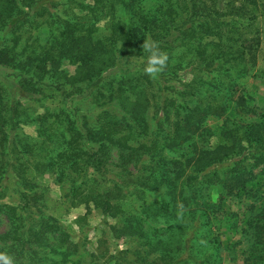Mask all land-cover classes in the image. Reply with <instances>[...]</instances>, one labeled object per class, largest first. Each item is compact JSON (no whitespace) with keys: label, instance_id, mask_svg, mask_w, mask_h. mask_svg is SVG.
Masks as SVG:
<instances>
[{"label":"trees","instance_id":"obj_1","mask_svg":"<svg viewBox=\"0 0 264 264\" xmlns=\"http://www.w3.org/2000/svg\"><path fill=\"white\" fill-rule=\"evenodd\" d=\"M71 1L75 2L79 13L59 19L56 27L58 32L52 45L36 54L28 52L23 59H18L11 52L20 38L17 32L22 23L29 16L41 18L49 15L61 0H0V28L11 35V44L0 47V67L7 68L5 74L0 73V196L5 191L2 187H7L8 183L16 185L18 182L20 188H23L21 183L29 162L23 155L29 151L28 139H25L29 135L26 136L22 131L29 120L22 116L18 97L25 92L39 93V85H42L44 78H53L61 73L58 69L63 59L76 63V72L71 80L84 81V88L88 92L101 88L102 79L105 78L102 72L110 68L120 72L121 77L116 87L109 89L108 98L123 95L126 102L121 100L120 104L125 108L126 116L117 118L100 113L93 126H89L86 121L78 124L68 120L64 128L67 133L64 146L57 154L58 162L61 165L68 164L70 170L82 177L87 166L93 165L98 169L102 161L99 151L91 152L89 141L97 142L100 149L115 145L127 150L124 155L130 158L133 156L139 161L135 172L122 170L119 173L128 178L130 188L140 194L157 191L160 195L157 194L150 204L142 202L143 208L130 217H127L128 213L120 204L121 186L118 183H115L113 191L106 187L95 194H84L80 186H77L72 197L78 198L80 191V200L85 204L91 202L103 216L126 218L121 229L136 235L142 248L137 251V261H125L124 264H218L217 260L210 263L197 261L199 254L205 251L206 243L202 242V235L197 233L193 225L194 211L191 205L208 186L220 185L227 194L244 189L252 175L245 163L248 158L246 152L250 148H253L250 157L254 160L251 166H260V171L264 172V114L235 130L228 129V139L211 151H201L192 144L191 151L181 153L179 158H167L164 150H174L189 142L208 116H224L231 101L240 107L242 98L235 99L232 90L234 82L226 81L228 95L222 97L224 95L219 91L215 92L213 88L205 87L200 91L202 85L194 87L196 82L192 79L183 84L186 91L182 93L180 101L163 93L160 100H155L160 106L151 103L147 90L152 91L154 81L142 70L148 54L143 51V64L136 72L121 66V50L128 40L125 38L120 49H116L114 36L97 37L99 29L104 25L102 16L98 13L103 0ZM134 2L135 0H130L131 5ZM236 2L237 0H161L152 11L138 9L135 28L136 35L142 38L141 44L144 39L159 41L162 50L169 54L167 68L159 77L164 73L175 76L182 70V62H177L183 58H179L180 54L191 55V62L186 61L185 64H192L195 68L197 64H202L198 68H203L210 74L222 66L220 61L228 62L232 67L240 63L244 66L254 64L255 61L250 58H255L258 40L245 35L247 25L254 23L253 11L248 12L246 24L243 0ZM251 3L256 5V0ZM178 49L181 51L176 56L174 52ZM241 69L238 77L247 73L245 67L241 66ZM228 70L229 65L226 72ZM227 77L231 76L224 75V78ZM188 90L192 99L186 96ZM101 92L99 90L97 94H102ZM68 93L62 88L60 95L64 97ZM150 103L163 112L159 119L166 125L165 129L160 127L151 136L148 135L150 128L144 116ZM169 105L172 107L169 108ZM170 109L175 111L173 121L167 120L171 115ZM36 118L37 134L30 138H36L42 133V125L49 121L50 113L46 110ZM57 118L56 116L55 119ZM234 132L237 137L233 135ZM132 139H137L136 145L129 142ZM237 156L239 157L236 158ZM223 163L226 164L222 165ZM212 164L216 167L208 171L207 168ZM18 192L17 205L0 204V212L8 218L10 224L8 231L0 234V251L12 255L16 264L64 262V259H60L59 251L60 246L64 245L61 239L55 240L57 229L54 230L53 225L49 224L50 217L47 219L43 214L39 217L34 215V208L39 209L40 206L38 194L25 189ZM142 222L147 223L146 230L143 229ZM156 223L160 225L156 226ZM246 231L252 237L255 249L261 252L259 258L263 260L264 198L248 217ZM206 258L209 259L210 256ZM260 264H264V261Z\"/></svg>","mask_w":264,"mask_h":264},{"label":"rangeland","instance_id":"obj_2","mask_svg":"<svg viewBox=\"0 0 264 264\" xmlns=\"http://www.w3.org/2000/svg\"><path fill=\"white\" fill-rule=\"evenodd\" d=\"M251 1L243 0V11L246 12L244 20L246 24L248 23V12L253 11L254 15L253 25H247L245 30L248 38L258 40L257 48L253 50L255 58L254 60L250 58L251 61H255L254 64L249 63L244 66L240 63L232 67L230 63L220 61L222 66L210 74L205 69L198 68L202 64L196 63L197 68L192 64H185L186 61L191 62V55H179L181 50L178 49L174 53L176 56L179 55V58L183 57L177 60V62H182V70L178 71L175 76L164 73L161 78L159 76L155 79L151 78L154 86L152 91L148 89L147 92L151 103L158 106L160 105L155 100H160L159 97L163 93L180 101L182 93L186 91L183 84L191 82L192 79L196 82H193L194 87L197 84L202 85L200 91H203L205 87L213 88L215 92L219 91L221 95H224L222 97L228 95L226 81H232L234 82L232 90L235 99L242 98V103L238 107L228 96L231 103L227 113L222 117L208 116L189 142L174 150H164L163 153L167 158H179L181 153L191 151L192 144L201 151H211L228 139L226 136L228 129L235 130L236 127L255 121L258 116L264 114V76H262L264 71V0H256V5ZM160 2L161 0H135L133 5L130 4V0H103L101 2L98 13L101 14L104 25L99 29L97 37L114 36L116 49H120L125 38L128 40L125 42L124 49L121 50L122 55L119 60L124 68L129 67L128 69L136 72V69L143 64L142 38L136 35L135 28L138 17L136 11L140 8L152 11ZM77 13L79 10L75 7V2L61 0V3L53 8L49 15L41 18L29 16L17 32L20 38L11 52L12 55L23 59L28 52L36 54L50 47L49 45H52L58 32L56 27L59 19ZM10 39L11 35L6 34L5 30L0 28V47L9 46ZM228 65L230 70L226 72ZM241 66L247 69V73L243 77H238L242 72ZM11 71L14 73L15 68ZM58 71L61 73L41 81L39 93L25 92L24 95L18 97L22 116L29 120L22 127L26 136L29 135V138L22 136L28 139L29 151L23 155L28 158L29 162L21 183L23 188H20L18 182L16 185L8 183L7 187L3 186L5 191L0 196V204L17 205L20 189L37 193L40 206L39 209L34 208L33 212L36 217L41 214L47 219L50 217L49 224L53 225L54 230L57 229L55 240L61 239L64 245L60 246L59 250L60 259H64V262L60 264H124L125 261H137L136 254L142 246L136 235L128 234L121 229L126 218L103 216L91 202L85 204L80 200V191L78 198H73L72 195L77 186H80L84 194L85 192L95 194L106 187L113 191L115 183H118L121 186L119 196L122 209L128 213L127 217L136 215L139 209L143 208L142 202L150 204L160 195L157 191H146L145 194L136 193L132 190L133 188H130L128 178L119 174L122 170L135 172L139 161L133 156L130 158L124 155L127 150L119 149L115 145H107L104 149H100L99 144L92 141L88 142L91 152L99 151V156L102 157L98 169L89 165L83 176L78 177L75 171L68 168V164L61 165L57 159V154L62 150L67 136L64 128L68 120L78 124L86 121L89 126H93L100 113H107L117 118L126 116V110L120 104L121 100L125 101L123 95L120 96L121 98L118 96L108 98L109 89L116 87L121 77L120 72L110 70V68L103 71L102 75L105 78L102 79L101 88L88 92L84 88L86 85L84 81L76 79L73 82L71 80L76 72V63L63 59ZM6 72L7 68L0 67L1 74ZM224 75L231 77L224 78ZM218 82H221V85ZM62 88L69 92L66 96L63 95L64 97L60 95ZM162 89L165 91H161ZM99 90H102V94L99 93L101 96L97 94ZM189 92L188 90L186 96L192 99ZM125 94L131 95L132 93L125 92ZM162 101L167 102L164 99ZM151 103L144 113L145 120L149 124L148 135L150 136L153 132H158L160 127L162 130L166 128L165 123L159 119L163 112ZM171 107L172 105H169V108ZM46 110L50 113L49 121L42 125V133L38 137L30 138L37 134L36 117L39 118ZM169 112L171 115L167 120L173 121L175 111L170 109ZM56 116L57 119H55ZM136 140L132 139L129 142L136 145ZM229 141L231 142V138ZM252 151L253 148H250L246 152L248 158L245 163L247 168L251 169L252 175L247 180L244 189H240L238 193L227 194L220 185L208 186L191 205L194 211L193 225L197 233L202 235V242L206 243L205 251L201 252L197 258L199 262L210 263L217 260L218 264H260L264 261V256L263 260L259 258L261 252L255 249L253 239L246 231L248 217L259 207L264 198V172L260 171V166H251L254 161L250 157ZM214 167L216 165H209L207 170L210 171ZM17 188L20 189L17 190ZM146 224L141 223L145 230ZM158 225L160 223H156V226ZM9 227L8 218L0 212V234L8 231ZM208 255L209 259L206 258ZM44 264H49V261Z\"/></svg>","mask_w":264,"mask_h":264},{"label":"clouds","instance_id":"obj_3","mask_svg":"<svg viewBox=\"0 0 264 264\" xmlns=\"http://www.w3.org/2000/svg\"><path fill=\"white\" fill-rule=\"evenodd\" d=\"M141 47L148 54L143 71L150 78L155 79L167 68L169 54L162 50L160 42L156 40L144 39ZM0 264H16V260L9 253L0 251Z\"/></svg>","mask_w":264,"mask_h":264}]
</instances>
